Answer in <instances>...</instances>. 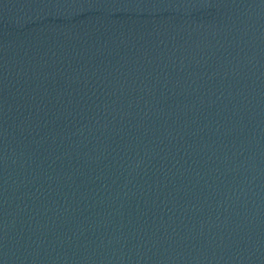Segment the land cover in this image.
<instances>
[{
    "label": "water",
    "instance_id": "95a60500",
    "mask_svg": "<svg viewBox=\"0 0 264 264\" xmlns=\"http://www.w3.org/2000/svg\"><path fill=\"white\" fill-rule=\"evenodd\" d=\"M0 264H264V0H0Z\"/></svg>",
    "mask_w": 264,
    "mask_h": 264
}]
</instances>
